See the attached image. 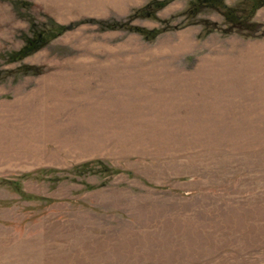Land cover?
Listing matches in <instances>:
<instances>
[{
  "label": "rangeland",
  "instance_id": "rangeland-1",
  "mask_svg": "<svg viewBox=\"0 0 264 264\" xmlns=\"http://www.w3.org/2000/svg\"><path fill=\"white\" fill-rule=\"evenodd\" d=\"M251 9L0 0V264H264Z\"/></svg>",
  "mask_w": 264,
  "mask_h": 264
},
{
  "label": "trees",
  "instance_id": "trees-1",
  "mask_svg": "<svg viewBox=\"0 0 264 264\" xmlns=\"http://www.w3.org/2000/svg\"><path fill=\"white\" fill-rule=\"evenodd\" d=\"M212 1H218V0H212ZM251 3H252V8L253 9H255L256 7H258L259 5H261V4H263L264 3V0H251ZM225 9H226V7H225ZM253 9H251V10H253ZM234 17H236V16H234V15H229V11L227 12V16H226V19L227 20H232V19H234ZM236 18H238V17H236ZM236 18H235V20H236ZM237 21V20H236ZM236 23H238V22H236ZM253 24V23H252ZM253 30V29H252ZM43 37V32H40V31H37L36 32V34H35V37L34 38H30V39H28L27 41L33 46V43H34V41H38V40H40L41 38ZM33 39H34V41H33ZM26 54V51H25V49H23V50H21V51H18V52H13V53H11V58H13V59H16L17 57L16 56H20L21 54ZM74 170L76 171V168H74ZM81 171V170H80ZM82 172V171H81Z\"/></svg>",
  "mask_w": 264,
  "mask_h": 264
}]
</instances>
